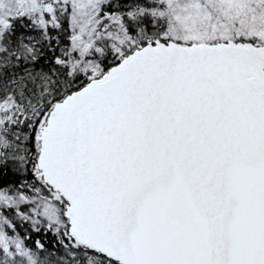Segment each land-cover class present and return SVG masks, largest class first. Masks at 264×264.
Here are the masks:
<instances>
[{"label": "snow or ice", "instance_id": "obj_1", "mask_svg": "<svg viewBox=\"0 0 264 264\" xmlns=\"http://www.w3.org/2000/svg\"><path fill=\"white\" fill-rule=\"evenodd\" d=\"M0 264H264V0H0Z\"/></svg>", "mask_w": 264, "mask_h": 264}]
</instances>
